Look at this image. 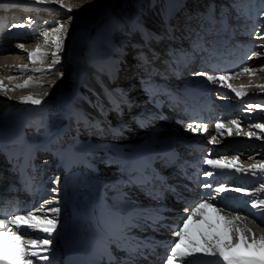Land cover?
Wrapping results in <instances>:
<instances>
[{"label": "bare ground", "instance_id": "obj_1", "mask_svg": "<svg viewBox=\"0 0 264 264\" xmlns=\"http://www.w3.org/2000/svg\"><path fill=\"white\" fill-rule=\"evenodd\" d=\"M82 1H86L87 8L88 2L97 0H76ZM249 1L224 2H229L232 8L238 4H248ZM153 2L154 0H101L98 9L105 11L108 8L115 17L116 45L109 46V50H119L124 61L117 63L121 68L115 66L117 69L112 70L111 63L103 59L102 55L93 53L83 56L77 53L76 60L73 59L72 62V74L75 75L73 91L76 95L72 103L64 99L57 112L45 110L39 123L35 125L26 123L30 113L21 112L18 120L23 125L11 135L5 132L12 122L10 104L16 103L20 94L11 95L13 93L10 94V89L18 91L22 88H17L16 85H23L25 82H30V86L37 88L50 86L39 93L43 95L53 93L57 96L65 89L63 86L54 87L51 83L53 70L62 67H53L51 54L55 48L44 44L45 41L41 38L43 36L40 35L43 30L35 34L37 36L34 41L26 46L23 42L28 36L19 31L21 27H12L17 19L20 22L18 24L25 26L29 20H36L37 8L48 3L6 0L4 4L5 10L0 17V55H10L6 63H0V81L3 82L2 89L6 90L0 93V153L7 155L8 162L4 165L0 163V170L4 167L10 169L11 179L22 181L26 189L22 194L8 193L5 198L0 199V209L5 213L17 210L26 213L28 210L35 211L42 205L45 207L46 213L38 215L47 214L49 218H55L56 229L51 234L34 231L31 235L49 236L52 241L50 251L42 255L49 256L51 264H167L169 242L176 239L172 228L180 222V217L186 215L185 208L199 202L201 194L206 191L199 187L205 182V170L219 173L208 178L213 184L240 187L251 193L244 195L243 192H227L223 195L237 197L233 214L247 216L241 224L250 228L256 236L264 235V212L250 210V204L246 208L243 203L264 197V192L258 191L260 184L264 182V173L257 172L253 175L247 171L253 165L264 163V131L253 127L254 124L264 123V115L259 113V108H264V91L257 87L264 86V81L248 80L253 75L260 74V71L264 72V55L259 51L264 50V35L257 32V36L247 38L264 26V19L253 23H237L235 26L240 32L237 31L230 40L239 47L226 50L221 56L212 55V59L218 62L214 69L200 63L189 73L192 77H198L196 82L184 83L176 91L160 83L166 81L164 77L153 76L150 80H144L139 77L142 76L139 71L130 73L127 67L129 72H124L126 65L130 66V62L127 63L126 60H131L129 54L124 52L131 37L126 32L128 25L132 24L134 18L141 16L139 21L142 24L157 27L156 20L160 22L171 3L168 1L161 5L158 1L159 8L155 10ZM74 3V0H64L68 10L74 8ZM157 11L160 14L156 17ZM189 12L175 25L170 23L162 28L158 33L159 39L173 40L181 46H186L191 41V44H199L203 40L207 43L210 34L202 31L203 27L198 20L193 21L192 17L195 19L196 13L192 10ZM13 13L17 14V19L11 15ZM164 29L170 33L168 38L162 33ZM252 39H257L255 42L258 51L251 47ZM223 40L221 50L226 46V39ZM87 42L90 43V39ZM21 44L23 47L18 46ZM38 45L41 46L40 54L33 63L28 54L35 52ZM70 48L69 46L67 50ZM45 53L47 56L43 58ZM67 53L64 55L67 56ZM136 63L141 64L139 59H136ZM6 66H12L13 69L6 70ZM244 67L252 71L243 72ZM20 68H27L29 71L21 74L18 71ZM32 69L43 71H31ZM201 71L206 75H228L232 78L225 80L223 85L220 82L209 84L205 76L195 75ZM187 75L181 73L179 78L185 80ZM19 76L21 77L17 79ZM115 76V81L110 84V78ZM196 85L202 90L201 94L209 109L206 112L195 109L189 115L190 110H186V105L183 104L185 101L172 102L169 96L174 95L175 91L178 94L191 91ZM232 89L243 90L246 95L237 97ZM121 92H125L128 97L122 99ZM30 97L41 98L33 94ZM70 105H74L82 121H78L76 117L70 120L64 115L61 106L67 108ZM249 105L252 106L251 110ZM232 120L236 121V125L229 123ZM69 121L73 130L77 128L81 131L82 126L88 124L89 127L86 128L90 130L86 138L90 135L92 144L98 143L97 145L102 144L104 147L93 146L97 149L90 153L68 150L59 154L53 145L54 135L65 130ZM218 123L223 125L219 130L216 128ZM189 124L194 128L197 125L206 126V130L189 131ZM174 126L181 127L182 133L188 135L179 137ZM248 132L257 134L258 139L253 138L254 135L248 136ZM212 136L216 137L215 141L211 140ZM178 147L183 150V155L181 159L172 162L170 167L177 169L176 172L169 174L166 182H160L158 176L146 181V177L155 172L148 166L150 160L154 156L158 158L161 153L173 152ZM45 157L49 158L47 167L43 162ZM233 157L238 159L233 160ZM206 159L219 160L221 163L231 161L245 171L238 173L232 167L212 169L210 165L203 163ZM36 182V185L30 186ZM183 192L189 193L192 199H181ZM171 193L178 194L176 201L170 196ZM21 199L23 203H20ZM27 201L29 204L25 205ZM53 207L60 209L58 214L47 211ZM204 213L201 221L194 219L190 222L189 235L199 241L198 231H210L223 242H232L224 221L210 209H205ZM162 216L167 217L170 222L173 220L168 230L160 223ZM208 225L212 226L210 230ZM30 238L31 236L25 237ZM4 242L8 245L12 243L7 239V234ZM234 251L241 255L253 254L250 250H245L243 243H239ZM101 254H104V258L99 262ZM36 264H49V261L40 260Z\"/></svg>", "mask_w": 264, "mask_h": 264}, {"label": "snow or ice", "instance_id": "obj_2", "mask_svg": "<svg viewBox=\"0 0 264 264\" xmlns=\"http://www.w3.org/2000/svg\"><path fill=\"white\" fill-rule=\"evenodd\" d=\"M53 0H36L38 4L50 3ZM60 6L64 7L62 0H60ZM71 11V8H69ZM72 19L71 16L68 17ZM33 21L29 20L28 24L31 25ZM24 24H13V28L24 27ZM63 29V24L53 29L56 35V39L53 41L56 51L52 52V61L56 63L58 60L57 52L61 47L60 31ZM45 38V45L48 42V31L40 33ZM23 47V44L18 45ZM41 46H37L35 52L29 53V60L35 62L38 54H40ZM47 54H43V58H46ZM251 58V57H249ZM42 62V61H41ZM264 70V69H262ZM18 71L21 74L29 71L27 68H20ZM31 71H43L42 69H32ZM51 71V69H49ZM252 71L248 67L243 68V72ZM240 73H236L239 75ZM58 76H62V73H57ZM197 76H205L209 84H216L220 82L223 85L225 80L231 79L228 75H206L204 72H196ZM11 82V80L9 81ZM0 83H3L0 81ZM30 86V82H25L23 85H16L17 88H24ZM40 86V85H37ZM260 87L264 91V86ZM237 97L246 95L243 90L232 89ZM21 103H31L33 105H39L41 103L38 99H32L31 97H25L21 100ZM249 105V110H251ZM232 125H236V121L229 122ZM223 127L222 124L216 125L217 130ZM253 127L264 131V123L254 124ZM189 131H204L206 126L197 125L195 128L193 125H188ZM239 134V129H237ZM248 136L254 135L252 132L247 133ZM212 141L216 140L215 136L211 137ZM238 157H233V160ZM226 160V158H221ZM204 164L210 165L212 169H224L235 168L236 172H244L245 170L235 166L231 161L227 163H221L219 160L206 159ZM247 171L252 172L255 175L257 172L264 173V163L253 165ZM219 175L214 171L204 172V180L199 187L206 190L201 194L199 202H195L185 208L186 215L180 217V222L172 228V233L175 236V240L169 242V246L166 253L167 264H264V235L256 236L252 234V230L241 222L247 219V216H242L238 213H234L233 205L238 201L237 197H231L223 195L227 192H243L244 195H251L248 191L240 187H228L224 184H213L208 181L209 177ZM199 179V177H197ZM258 191L264 192V182L260 184ZM218 202V203H217ZM244 206L247 208L250 204V210L256 209L264 212V197L257 200L244 201ZM222 205V206H221ZM210 209L220 219L224 221L225 229L232 242L225 243L218 235H212L211 232L198 231L199 241L193 239L188 232L189 224L194 219L201 221L204 216V210ZM249 210L250 214L251 211ZM50 211L53 214H58L59 208H51ZM38 213H46L45 207L42 205L35 211L28 210L26 213L17 210L11 213H5L3 209H0V264H36L37 261L44 260L49 261L50 258L42 253L50 251L49 246L52 241L49 236L35 235L32 236V232H42L51 234L56 229L55 218H49L47 214L38 215ZM211 225H208L209 230ZM5 234L7 239L12 241L11 245L4 242ZM31 236L30 239L25 237ZM251 240V243H249ZM239 243H243L245 250H250L252 255H241L235 252V248L239 246Z\"/></svg>", "mask_w": 264, "mask_h": 264}, {"label": "rangeland", "instance_id": "obj_3", "mask_svg": "<svg viewBox=\"0 0 264 264\" xmlns=\"http://www.w3.org/2000/svg\"><path fill=\"white\" fill-rule=\"evenodd\" d=\"M6 0H0V2H5ZM26 2L28 0H25ZM74 8L69 11L65 5L64 7L60 6V0H55L52 4L48 3L44 7H38V13L37 16L38 18L34 20L32 25L27 24L26 26L20 28V32L23 31L24 34L28 36L26 40H24L23 44L28 46L29 43H32L35 39V37L40 31H48V42H47V47L52 48V46L55 48L53 41L56 39L57 33L53 31V29L59 27L61 24H63V29L60 31L59 36L61 37V47L57 54H60L58 56V60L56 63H53V67L61 66L62 69H54L53 70V76L51 79V83L53 84L54 87L58 86H63L65 90H63L59 95L54 96L53 93L48 94V95H43L39 94L43 90H46L50 86L46 87H26L19 89L18 91H15V89H10L9 92L11 95H19L20 97L17 99L18 101L16 103L10 104V109L9 113L11 115V121L10 126L6 128V134L11 135L14 134L16 130L21 128L20 126L23 125L21 123L20 119V113L21 112H28L30 113V117L27 119V124L30 123L31 125H35L39 123V119L41 118V115L45 110H48L49 112L54 111L57 112L59 109V105L62 103V100H69L70 104L73 101V98H75L76 95H74V83H75V75L73 76L72 71H73V66L72 62L73 59L76 60L77 53L79 55L83 56H89L93 53L102 55V58L107 59L108 63L110 64V68L115 69L118 67L120 61L123 59L121 58V55H119V50L117 49L115 52L110 51L109 46H115L116 44L114 43V33L117 30L115 28V17L112 12L107 8L105 11H100L98 7L100 6L101 0L97 1H91L90 3L88 2L87 8L86 6V1L82 2H76ZM112 2V0H109ZM189 1H191L189 3ZM208 1V0H206ZM202 1L201 3L200 0H179V3H182L183 6H186V10L190 9L193 11V13H196L195 19L192 17L193 21L198 20L199 23H201L202 27H204V23H209L210 22V16L208 15L209 10H208V5L210 2L211 8H212V13L215 15V18H218V16H228V20H230V23H232L234 26L239 24L240 21L249 23H253L254 21H259L261 19H264V0H250L249 4H238V6L232 7L230 6L229 2L226 3L224 1L227 0H222V1H216L214 4V0L211 1ZM62 3L64 4V0H62ZM205 3V4H204ZM240 6V7H239ZM159 7L156 6L155 10H157ZM237 9L235 12L234 10ZM154 10V11H155ZM200 13H203L206 18H204V15H200ZM157 16H159L160 11H157ZM15 19L18 18L16 13L11 14ZM71 16L72 19L69 20L68 17ZM230 18V19H229ZM255 19V20H254ZM19 19L16 20V24L20 23L18 21ZM21 20V19H20ZM38 20V22H37ZM161 20V19H160ZM207 26V25H206ZM241 27V26H240ZM200 29V25L198 26ZM42 31V32H43ZM210 34L209 41L212 42L214 41V38L212 37L213 32H209ZM259 33L260 35H264V26L262 25L260 28L256 29L250 37L247 38H252L253 36H257L256 33ZM162 33L165 35L169 32H166L164 29ZM219 33V32H218ZM122 34V31L120 35ZM166 36V35H165ZM168 38V36H166ZM44 41L45 38L41 37ZM220 39H224V37H218ZM217 38V39H218ZM90 39V43L87 42V40ZM257 39H252L253 42H250L252 45L251 47L254 48L255 50L258 51V47L256 44ZM72 41V42H71ZM94 41V42H92ZM207 41V40H206ZM218 41V40H217ZM224 41V40H223ZM86 42V44H85ZM71 43V44H70ZM254 43V44H253ZM45 44V43H44ZM216 44H222L216 42ZM71 47L70 49L67 50L68 47ZM74 49V50H73ZM56 51V49L52 50ZM264 55V50L260 49ZM68 52V53H67ZM70 52V53H69ZM67 53V56L64 55ZM10 55V54H9ZM9 55H0L4 56L3 58H0V63H6V59L9 58ZM127 55V54H126ZM104 56V57H103ZM252 55H250L251 57ZM64 57V58H63ZM126 57V56H125ZM128 58V57H127ZM130 58V56H129ZM39 60H42L41 58H38ZM24 60V59H22ZM125 60V59H124ZM3 61V62H2ZM127 61V60H126ZM62 62V63H61ZM118 63V64H117ZM116 66V67H115ZM127 67L129 68L130 73H132L131 69V64L130 66L126 65V70L124 71L125 74L128 73L129 71L127 70ZM7 68L13 69L11 66H6ZM121 68V65L119 66ZM117 69V68H116ZM196 68H192L190 73L194 71ZM120 69H118V72ZM57 73H62V76H58ZM260 74L258 75H253L251 78H249V81H264V72L260 71ZM129 75V74H128ZM187 75V74H185ZM188 73V77H190ZM186 76V77H187ZM263 76V77H262ZM21 76L17 77L19 79ZM124 79H128L126 76H123ZM254 78V79H253ZM33 79V78H31ZM181 79V78H180ZM258 79V80H255ZM71 80V81H70ZM67 81V82H66ZM64 83V84H63ZM0 93L2 91L6 92L5 89H2L3 85L0 83ZM23 90V91H22ZM71 90V91H70ZM36 95V96H41V98H34L31 97L32 99H38L41 101L39 105H33L31 103H21V100L25 97H30V95ZM65 94V95H64ZM76 94V93H75ZM25 96V97H24ZM66 96V97H65ZM73 96V97H71ZM71 97V98H70ZM20 99V101H19ZM53 99V100H52ZM57 99V100H56ZM49 102V103H48ZM55 102V104H54ZM17 104V105H16ZM20 104V105H19ZM22 104V105H21ZM51 104V105H50ZM14 106V107H13ZM18 106V107H17ZM25 106V107H24ZM53 106V108H52ZM74 105H70V107L63 108L61 106V110L63 111L64 115H66L70 120H72L74 117L78 118V121H82L80 115L78 114L77 110ZM50 109H49V108ZM63 108V109H62ZM52 109V110H51ZM57 109V110H56ZM73 110V111H72ZM76 110V111H75ZM259 113L264 115V108H259ZM78 115V117H77ZM32 117V118H31ZM34 117V118H33ZM70 122V123H69ZM67 123V128L65 130H61L60 132L56 133L54 135V141L53 145L56 147L55 149H58L57 152L59 154H64L68 150H75V151H84L85 153H90L94 152L97 148H93V146H97L98 148H103L102 144L97 145L98 143H94L91 141V136L89 135L87 138L88 131L90 130L88 124H84L81 128V131L78 129H74L71 126V121ZM80 125V124H79ZM17 126V127H16ZM85 126V127H84ZM15 127V128H14ZM69 128V130H68ZM178 128V127H176ZM68 130V133L66 132ZM71 131V132H70ZM187 134V133H181ZM188 135V134H187ZM253 138L258 139V135L252 136ZM58 143V145L56 144ZM217 144V143H215ZM84 148L86 150H84ZM48 156V155H47ZM0 159H2V155L0 153ZM49 158L45 157L43 159V162L45 163L46 167L49 165L48 164ZM20 203H23V199L20 200ZM29 201L25 202V205H28Z\"/></svg>", "mask_w": 264, "mask_h": 264}]
</instances>
